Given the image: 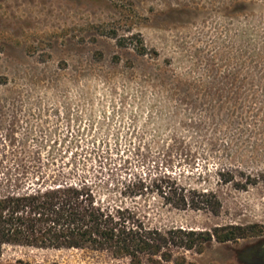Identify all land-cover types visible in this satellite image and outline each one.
Listing matches in <instances>:
<instances>
[{
    "label": "rangeland",
    "instance_id": "obj_1",
    "mask_svg": "<svg viewBox=\"0 0 264 264\" xmlns=\"http://www.w3.org/2000/svg\"><path fill=\"white\" fill-rule=\"evenodd\" d=\"M0 77V160L73 159L152 225L257 224L176 255L264 264V0H0ZM170 177L215 190L220 214L165 206L154 183ZM19 258L130 264L77 248H10L0 264Z\"/></svg>",
    "mask_w": 264,
    "mask_h": 264
},
{
    "label": "trees",
    "instance_id": "obj_2",
    "mask_svg": "<svg viewBox=\"0 0 264 264\" xmlns=\"http://www.w3.org/2000/svg\"><path fill=\"white\" fill-rule=\"evenodd\" d=\"M119 44L123 45L121 39ZM4 159L0 160V259L10 248H77L106 252L130 264H187V258L176 252L202 253L213 241L237 242L262 233L257 224L203 230L152 225L148 213L104 193L100 183L79 172L73 159L59 164L55 153L39 152ZM221 178L235 180L229 171ZM161 181L154 186L165 206L220 214L222 203L215 190L190 187L171 177ZM256 252L264 260V239ZM12 264L59 263L19 258Z\"/></svg>",
    "mask_w": 264,
    "mask_h": 264
}]
</instances>
